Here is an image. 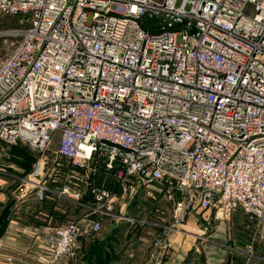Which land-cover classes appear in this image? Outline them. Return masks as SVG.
<instances>
[{"label": "built area", "instance_id": "built-area-1", "mask_svg": "<svg viewBox=\"0 0 264 264\" xmlns=\"http://www.w3.org/2000/svg\"><path fill=\"white\" fill-rule=\"evenodd\" d=\"M5 15L20 41L0 63V167L28 147L15 193L81 210L40 226L42 264L104 219H166L125 214L139 188L169 204L166 230L240 212L264 240V0H0ZM170 250L156 238L150 264Z\"/></svg>", "mask_w": 264, "mask_h": 264}, {"label": "rangeland", "instance_id": "rangeland-1", "mask_svg": "<svg viewBox=\"0 0 264 264\" xmlns=\"http://www.w3.org/2000/svg\"><path fill=\"white\" fill-rule=\"evenodd\" d=\"M18 19L17 16L11 15L0 18V31H2L0 32V63L13 52L20 41L19 36L10 35L7 33L8 31H4L20 27ZM56 144L57 138H54L52 147H55ZM35 160L36 156L28 147L10 148L9 155L0 167V178L4 181L13 178V181H8L13 183L10 185H4L6 184L4 183L0 187L1 192L8 197L0 214L5 208H11L20 203L22 197H20V193L14 194V191L21 184L22 178L26 176ZM28 199L32 200L31 197ZM158 199H160V205H166L167 202L162 197L159 196ZM50 200L53 199H48L49 202ZM31 202H37L39 204L37 208H40V202L36 200ZM54 204L60 206V210L56 211L59 223L68 219H76L81 214V210L65 198L54 200ZM136 205L137 201L134 196L125 207V214L133 218H145L142 212H138ZM165 216L167 217V214ZM155 220L157 225L131 223L119 217L104 219L98 231L80 240L75 256L69 258L66 263L104 264L109 257L111 259L115 257L114 264H150L149 251L153 241L165 235L171 244L170 253L175 250L176 257L185 254V259L179 264H211L208 258H213L215 264H264V240L256 235L251 236L252 238L246 243L241 240L243 238L239 235L232 240L230 220H223L224 223H220L219 219L204 221L199 218L198 224L187 222L183 226L186 231L182 229L166 230L163 226L169 223L168 218L162 221ZM172 243L174 248H172ZM130 254L133 255L130 256Z\"/></svg>", "mask_w": 264, "mask_h": 264}, {"label": "crops", "instance_id": "crops-1", "mask_svg": "<svg viewBox=\"0 0 264 264\" xmlns=\"http://www.w3.org/2000/svg\"><path fill=\"white\" fill-rule=\"evenodd\" d=\"M10 174L14 175L13 173ZM8 179L13 181V178ZM9 180L4 181L0 178V187L4 183H6L4 185H10V183H13L11 181L9 183ZM14 194H16L15 191ZM135 197L137 201L136 208H138L139 213L142 212L144 215H154L155 208L161 207L164 209L165 214H167L166 218H169L171 212L170 206L168 203H166L165 206L160 205V199H158L159 194L155 190L151 191L139 188ZM7 199L8 197L0 190V210L4 203H6ZM32 200L35 201L34 199ZM32 200L28 198L22 199L20 203L8 208V213L5 215L3 223H0V264H42L46 258L37 250L39 243L37 240V233L39 232L41 225L48 223L60 224L59 219H57L56 216V211L58 209L55 208L54 200H50L49 202L47 199L44 202H40V208H37L39 204L37 202H31ZM188 222L195 225L198 224L199 219L191 216ZM220 223H224V221L221 220ZM231 224L232 240L237 238L238 235L243 238L239 239L243 242L245 241V243L252 238L251 231L245 226V221L240 212L235 213L231 220ZM172 248H174L173 243ZM131 255L133 254H130V256ZM176 255L175 250L172 251L164 264H179L185 259V254H180L177 257ZM114 258L111 259L109 257L108 261L104 264H114ZM208 259H210L211 264H215L213 258ZM58 264L67 263L66 261H61Z\"/></svg>", "mask_w": 264, "mask_h": 264}, {"label": "trees", "instance_id": "trees-1", "mask_svg": "<svg viewBox=\"0 0 264 264\" xmlns=\"http://www.w3.org/2000/svg\"><path fill=\"white\" fill-rule=\"evenodd\" d=\"M8 213V208H5V210L0 215V223L4 221L5 215Z\"/></svg>", "mask_w": 264, "mask_h": 264}, {"label": "water", "instance_id": "water-1", "mask_svg": "<svg viewBox=\"0 0 264 264\" xmlns=\"http://www.w3.org/2000/svg\"><path fill=\"white\" fill-rule=\"evenodd\" d=\"M182 23H184V21H183ZM191 29H192V28H191Z\"/></svg>", "mask_w": 264, "mask_h": 264}]
</instances>
